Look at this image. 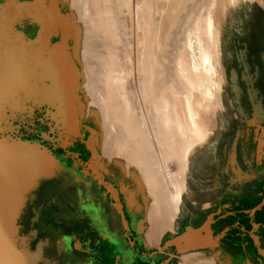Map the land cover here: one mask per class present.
I'll list each match as a JSON object with an SVG mask.
<instances>
[{
	"label": "flooded vegetation",
	"instance_id": "obj_1",
	"mask_svg": "<svg viewBox=\"0 0 264 264\" xmlns=\"http://www.w3.org/2000/svg\"><path fill=\"white\" fill-rule=\"evenodd\" d=\"M57 4L62 5L60 0ZM229 11L219 36L223 84L220 107L214 113L215 135L207 150L193 155L195 177L203 183L197 202L181 208L166 233H176L185 221L197 222L219 207L211 227L214 232L227 229L218 245L204 249L205 253L216 264H239L246 259L264 264V255L249 233L256 222L253 232L264 248V201L252 214L246 210L264 194V0H250ZM34 27L23 20L25 32ZM33 112V126L46 128L37 118L41 112ZM87 135L81 130L70 144L52 149L61 167L30 191L19 218L20 231L34 229L31 244L44 241L46 258L40 264H156L166 252L147 255L154 248H145L143 236L135 233L145 203L136 179L113 159L103 157L98 144H93L96 160L82 141ZM72 150L75 155L68 153ZM204 194L205 205L201 204ZM176 259L172 255L165 264H176Z\"/></svg>",
	"mask_w": 264,
	"mask_h": 264
},
{
	"label": "bare ground",
	"instance_id": "obj_2",
	"mask_svg": "<svg viewBox=\"0 0 264 264\" xmlns=\"http://www.w3.org/2000/svg\"><path fill=\"white\" fill-rule=\"evenodd\" d=\"M75 1L76 0H71L69 4L74 2V7H77L76 10L78 9V13L75 15L77 21L81 22L84 21L85 18L89 19L91 23L89 34L93 30H97L98 27L101 29L100 15L101 10L103 9L104 11L108 12L109 16L112 19V23L114 24L113 7L109 6L108 8H106L107 4L105 2L111 0H77V2ZM100 1H103V3ZM247 1L250 0L155 1L154 9L152 12V19L154 21V30L152 31V33H155L154 36L158 40H154V38H152L151 43L152 49L154 50V46L156 45L155 50H158L160 40V46L163 50H161V52L157 51V53L159 52L158 54L156 53L157 56H155V54L153 55V52H151L152 54L150 56H153V58H149V60H147L146 62V70L148 73V78L146 80L147 84H142V86L140 87L141 91H137L138 93L142 94V97L149 100L150 104L146 103L147 105H150L148 109L153 110L154 112L152 113H155L157 116V127H154L157 128L156 133L153 134L154 131L153 133H150L152 135V139L153 137H155V142H150V140L147 139L149 134L146 139L141 134V130L143 127L140 130L136 124L137 121L133 120V117H130L131 115L129 108L127 107V102H123L121 98H113L111 94L113 82L115 83V81L118 82L119 80V71H123L125 77H129V73H133L136 77L138 76L144 78L146 70L140 64L139 57L141 56L136 58L134 56L135 60H133L132 57L131 60L135 62L131 63L129 57L126 55L124 57L123 62L117 64L120 70L116 71L113 67V60L115 56L113 52L114 48H112V44L110 45L109 43H107L111 42L107 39L108 41L105 40V42L107 41L106 43L109 44L108 47H105L104 45L103 48H105V51L99 50L100 53L102 52L101 54L105 55L104 57L107 61V67L104 66L103 70L99 69V71H97L100 66H96L97 70L93 69L92 71V68L95 65L94 63L93 65L86 64L88 65L87 70L84 68L85 63L82 64L84 72L86 71L87 73H89V71L91 70L90 72L96 73L95 77H87L88 87H91L90 91L97 93L96 95H94V97L97 98V95L99 94L100 96L102 95L105 99L104 108L102 109L100 107L101 113L99 114V117L101 118L100 120L103 123V132L105 135V138H103V140H99L100 143H103V156L108 157L111 155H115L118 159H120L121 155L125 153L128 154L127 156H125L127 162L126 167L129 163L130 156L133 157V159L136 158V161H138L139 163L138 165L140 167V174L138 175L137 173V175L141 181L143 180L147 188H144L145 190L140 189L143 194V199L145 203L143 205V216L139 221L138 226L140 230L139 232L143 236L146 245L153 244L155 246H158V242L159 240H161V234L163 230L165 228H173L172 222L176 216L175 214L179 212L181 208L186 207L189 202L191 204L196 203V198H192V192H194L197 196L198 190L200 191L202 185H199L198 183L200 179L195 177L196 160L194 156L199 151H201V149H204L202 151H205L210 146L211 138L213 135H215L213 132L215 119L212 114L215 113L217 106H219V95L222 96L223 80L219 62L220 31L221 28H223L222 25L224 24V19L227 13L230 12L229 10ZM61 3L63 5V2ZM98 3H102V7L104 8L101 9L100 6L98 8ZM134 3H136L135 0ZM129 4V0H121V5L126 12H128L129 10ZM133 6L135 7V5ZM135 15L142 17V14L137 7ZM120 19H122V17ZM182 21L184 22L183 26L180 24L183 27L182 31H179L180 28H178L177 31V26L180 27V25L178 24ZM155 23L157 24L155 25ZM81 29L84 30V28ZM177 32H182V36H179L181 34ZM177 34H179V37L177 36ZM100 35L98 34V37ZM141 36L139 35V37ZM190 36L194 37L191 39L192 42L194 39V46H196L194 48H197V54L193 52L195 50L193 48L191 50H193L192 53L194 54L190 53L191 50L189 51L191 43ZM82 39L87 40L85 34H76L75 45L79 46L78 50H86L85 52H87V50H96V48H94L95 44L92 45L93 43L90 44L91 47L86 45V48L84 49L82 45ZM101 39L103 38L101 37ZM141 39L142 37L139 40L140 43ZM132 40L135 41L134 39ZM99 43L100 42L96 44L97 48L99 46ZM137 43L134 45H137ZM167 45H170L171 49H167ZM139 46L142 48V45ZM118 50L117 52H120ZM83 51H80L78 53H80V55H84ZM134 53L132 55H134ZM189 53L193 57L196 55V59H191V55L189 56ZM88 60H90L91 62V56ZM157 61L160 65L159 68L156 67ZM85 62H87V60ZM90 62L88 61V63ZM155 75H157L156 78ZM135 76L134 78L136 79ZM87 78L85 79L87 80ZM121 81H119V83H121ZM150 85L153 86V91L156 94V98H152L150 96ZM119 87L121 88V86ZM128 88L130 89V86ZM141 98L137 99H139V101H142ZM100 101L103 102L104 100ZM135 103H137L138 105V102ZM147 105L145 106L146 108ZM136 108L139 109L140 106L139 108ZM137 109L136 111H138ZM141 111L138 112L142 114ZM147 112L151 113L149 110ZM155 114L153 115L155 116ZM146 115L148 114L146 113ZM138 117L139 115L137 116V118ZM138 119H140V117ZM148 120H152V118ZM150 122L148 125H150ZM155 122V120L154 122L152 120L151 125ZM142 123H144L143 120ZM149 128L151 127H148V129ZM147 132L148 131H146V134ZM121 133H123L125 136ZM117 134L124 136L123 139H125L126 142L130 141V143H132L133 149L131 150V152H129L130 150L128 149L127 143H121L118 146L113 145V141L115 140V138L117 139ZM149 139H151L150 136ZM195 151L197 153H195ZM68 153L75 155L76 151L72 150ZM111 158L114 159L112 156ZM169 160H173L176 163V167L174 170L169 169L167 164ZM127 169L129 171V165ZM161 176L164 177L163 182L160 179ZM170 182L175 183L173 190H169L168 184ZM161 185L163 186L164 191H162L160 187ZM148 199H151L150 204H148L147 202ZM201 199L203 200L202 203L205 205L207 199L206 195H202ZM201 251L202 250L200 249H192L176 253V264H216L212 256L207 255L205 253L204 255H199Z\"/></svg>",
	"mask_w": 264,
	"mask_h": 264
},
{
	"label": "water",
	"instance_id": "obj_3",
	"mask_svg": "<svg viewBox=\"0 0 264 264\" xmlns=\"http://www.w3.org/2000/svg\"><path fill=\"white\" fill-rule=\"evenodd\" d=\"M73 18L66 2L59 6L57 0L46 4L44 0L0 2V264L45 260L44 241L31 244L34 229L21 232L19 218L38 181L55 175L61 167L52 149L65 147L86 130L88 135L82 141L96 155L93 144H98L100 133L94 115L83 118L86 98L79 91ZM24 19L35 24L33 30H23ZM34 110L41 112L37 118L46 128L33 126ZM32 132L35 135L28 136ZM263 201L264 194L246 210L252 214ZM218 211L219 207L208 210L197 222L185 221L176 233L164 234L158 246L144 242V247L154 248L147 255L164 251L166 256L156 264H165L178 252L214 248L227 229L224 226L214 232L211 227L212 215ZM141 218L135 233L141 234ZM256 225L252 222L249 233L264 255L253 232ZM239 264L251 262L246 259Z\"/></svg>",
	"mask_w": 264,
	"mask_h": 264
},
{
	"label": "rangeland",
	"instance_id": "obj_4",
	"mask_svg": "<svg viewBox=\"0 0 264 264\" xmlns=\"http://www.w3.org/2000/svg\"><path fill=\"white\" fill-rule=\"evenodd\" d=\"M155 1L156 0H135V2L136 3H134V0H129V10H128V12H126L124 9H123V7H122V5H121V0H111V1H105L106 2V8H108L109 6H112L113 7V12H114V24L112 23V19H111V17L109 16V14H108V12L107 11H104V9L103 10H101V15H100V24H101V29H102V31H101V29L98 27L97 28V30H91L92 32H90V34H89V31H90V25H91V23H90V21H89V19H87V18H85V20L84 21H81V22H79V21H77L76 20V18H75V15L78 13V9L76 10V8L77 7H74L75 5H74V2L73 3H71V4H69L70 2H71V0H61V2H63V3H65L66 2V8L68 9V10H70L71 12H72V14H73V20H74V23H75V25H76V33L78 34V35H80V34H85L86 35V39L87 40H84V39H82V45H83V48L85 49L86 48V45L87 46H89V47H91V45L90 44H92V45H94L95 44V47L94 48H96V50H87V52H85V51H83V50H78V48H79V46L78 45H75V60H76V62L78 63V65H79V70H80V75H81V77H80V81H79V91H81L83 94H84V96H85V98H86V100H85V109H84V114H83V118H86V116L88 117V116H95V118L97 119V124H98V129H99V133H100V136H99V140H103V138H105V135H104V132H103V123H102V121L100 120L101 118L99 117V114L101 113V108L103 109L104 108V103H105V99L103 98V96L101 95H97V98L96 97H94V95H96L97 93H94V92H92V91H90V89H91V87H88V78H90V77H95L96 76V73H92V72H90L89 71V73H87L86 71L84 72V70H83V68H82V64H84V68L87 70L88 69V65H93V63L95 64L94 66H95V68H94V66H93V68H92V71H93V69H96L97 70V67H99L98 68V70L97 71H99V69L101 70H103V68H104V66H106L107 67V61H106V59H105V55L104 54H101L100 53V51L99 50H104L105 48H103L104 47V45H105V47H108V45L110 44H112L111 46H112V48H114L113 50V52H114V62H113V67L115 68V70L116 71H119L120 69H119V66L117 65V64H120V63H122L123 62V60H124V57L127 55L128 57H129V60H130V62L132 63H134L135 61H133V60H135V58L136 57H139V56H141V57H139L140 58V64L143 66V68H145V70H146V62H147V60H149V58H153V56L151 57L150 55L152 54L151 52H153V55L155 54V56H157V54L159 53V52H161V50H163L162 48H161V46H160V40H159V47H158V50H155L156 49V45L154 46V44H153V46L155 47L154 48V50L152 49V38H154V40H156L157 38L154 36L155 35V33L153 34L152 33V31L154 30V21H153V19H152V16H153V9H154V5H155ZM75 2H77V0L75 1ZM100 2H102L103 3V1H100ZM133 2V3H132ZM147 2V3H146ZM67 3H68V6H67ZM102 3H98V8H99V6L101 7V9L102 8H104V7H102L103 5H102ZM142 3V4H141ZM69 5H71V6H69ZM133 5H135V7L133 6ZM140 5V6H139ZM139 6V7H138ZM153 6V7H152ZM136 7L138 8V10L141 12V14H142V17H139L138 15H135V12H136ZM151 7H152V9H151ZM75 8V9H74ZM131 9V10H130ZM135 9V10H134ZM134 10V11H133ZM126 13H125V12ZM130 11V12H129ZM133 12V13H132ZM129 13H131V14H129ZM127 14V15H126ZM137 14V13H136ZM127 16V18H126V16ZM120 16V17H119ZM139 17V19H138V17ZM122 17V19H120ZM137 17V18H136ZM128 19V20H127ZM138 20H140V21H138ZM122 21V22H121ZM136 21V22H135ZM84 22H85V25H84ZM140 22V23H139ZM155 22H156V20H155ZM139 23V24H138ZM82 24V25H81ZM157 23H155V25H156ZM184 25V22L182 21L181 23H179L178 25ZM140 25V26H139ZM180 25V27H178L177 26V31H178V28H180L179 29V31H182V26ZM113 26H115V27H113ZM138 27V28H134V27ZM117 27V28H116ZM81 28H84V30H82ZM86 28V29H85ZM138 29V30H137ZM139 29H141V30H139ZM101 32H100V31ZM134 32H133V31ZM175 30V29H174ZM86 31V32H85ZM99 31V32H98ZM135 31H137V32H135ZM139 31V32H138ZM97 32H98V34L100 35V33H101V37L103 38V39H101V37L99 36L98 37V34H97ZM135 33V34H134ZM177 33H179V32H177ZM182 32H180L179 34H181ZM93 34V35H92ZM179 34H177V36L179 35ZM91 35V36H90ZM131 35V36H130ZM139 35L142 37V39H141V43H140V38L141 37H139ZM153 35V36H152ZM94 36V37H93ZM133 36V37H132ZM179 36H182V34L181 35H179ZM178 36V37H179ZM98 37V38H97ZM106 37V38H105ZM119 37V38H118ZM93 38H94V40H96V41H94L93 40ZM191 38H194L193 36L191 37L190 36V39ZM101 39V40H100ZM110 40L111 42H107L108 40ZM128 39V40H127ZM131 39V40H130ZM132 39H134L135 41H133ZM99 40V41H98ZM105 40H107L106 42L107 43H109V44H107L106 42H105ZM143 40V41H142ZM158 40V39H157ZM131 41V42H130ZM191 41V43L193 44L194 43V39H193V42H192V39L190 40ZM85 42V43H84ZM98 42H100L99 43V46H98V48H97V45L96 44H98ZM101 42H102V44H101ZM138 42V43H137ZM104 43V44H103ZM137 43V45H134V44H136ZM190 43V49H189V51L193 48V49H195L194 51L193 50H191L190 51V53H192V51L195 53V54H197V48H194V47H196V46H194L195 45V43L192 45ZM79 44H80V42H79ZM102 45V46H101ZM128 45V46H127ZM139 45H142V48L139 46ZM191 45H192V47H191ZM130 46H132V47H130ZM133 46H134V48H133ZM118 47H119V50H118ZM138 47V48H137ZM117 48V49H116ZM129 48H131V49H129ZM137 48V49H136ZM171 49L170 48V45H167V49ZM116 49V50H115ZM141 49H142V51H141ZM117 50L118 51H120V52H117ZM128 50V51H127ZM133 50V51H132ZM136 50V51H135ZM140 50V51H139ZM80 51H83V53H84V55L82 54V55H80V53H78V52H80ZM94 52V54H93V52ZM105 51V50H104ZM106 51H108V50H106ZM137 51H139V52H137ZM157 51H159L158 53H157ZM196 51V52H195ZM126 52V53H125ZM135 52V53H134ZM137 52V53H136ZM91 53V54H90ZM134 53V55H132ZM157 53V54H156ZM189 53V56L191 55ZM194 53H192V54H194ZM93 54V55H92ZM131 54V55H130ZM118 57H117V56ZM89 56V57H88ZM90 56H91V62H90V60H88V59H90ZM94 56V57H93ZM134 56H135V58H134ZM196 56V55H195ZM194 56V57H195ZM121 57V58H120ZM133 57V58H132ZM192 55H191V59H196V57L194 58ZM84 58H85V60H84ZM131 58L133 59V60H131ZM80 60V61H79ZM87 60V62H85ZM120 60H122V61H120ZM83 61V62H82ZM88 61L90 62V63H88ZM118 61V62H117ZM196 62H197V60H196ZM86 64H88V65H86ZM99 64V65H98ZM97 66V67H96ZM156 67L157 68H159L160 67V65H159V62L157 61V65H156ZM83 71H82V70ZM118 74H119V80H118V82H116L115 81V83L113 82V85H112V97L113 98H118V99H122L123 100V102H127V107L129 108V111H130V117L133 119V120H135V121H137L136 122V124H137V126H138V128L141 130V128H142V130H141V134L145 137V139L147 138V136H148V134H149V136H150V138L151 139H149V136H148V140H150V142H155L156 141V139H155V137H153V139H152V135L150 134V133H153V131H154V133L153 134H155L156 133V129L157 128H154V127H157V122H158V119H157V116H156V114L155 113H152V112H154L153 110H151V109H148L149 107H150V102H149V100L148 99H145L144 97H142V94H140V93H138L137 91H141V89H140V87L142 86V84H147V78H148V73H147V70H146V73H145V76H144V78L143 77H136L135 76V74H131V73H129V77H125L124 76V72L123 71H119L118 72ZM131 75V76H130ZM134 76L136 77V79L134 78ZM88 77V78H87ZM125 77V78H124ZM157 77V75H155V78ZM85 78H87V80L85 79ZM121 78V79H120ZM128 78H129V80H128ZM87 82H86V81ZM122 80V81H121ZM128 80V81H127ZM141 80V81H140ZM119 81H121V83H119ZM134 81V82H133ZM141 83H140V82ZM119 83V84H118ZM132 83H133V85H132ZM135 83V84H134ZM140 83V84H139ZM84 84V85H83ZM84 87H83V86ZM130 86V89L128 88L129 86ZM131 85H132V87H131ZM136 87H135V86ZM154 85V84H153ZM91 86V85H90ZM119 86H121V88L119 87ZM125 86H128V87H125ZM83 87V88H82ZM138 88V89H137ZM135 89V90H134ZM85 91V92H84ZM89 91H90V93H89ZM135 91V92H134ZM134 92V93H133ZM150 96L152 97V98H156V94H155V92L153 91V86H151L150 85ZM136 93V94H135ZM154 93V94H153ZM124 95V96H123ZM155 95V96H154ZM95 98H93V97ZM134 96H135V98H134ZM138 96H140V97H138ZM99 97V98H98ZM102 97V98H101ZM128 97V98H127ZM143 99H142V98ZM126 98V99H125ZM132 98V99H131ZM137 98H141V100L142 101H139V99H137ZM130 99V100H129ZM145 99V100H144ZM100 100H104L103 102H101ZM100 101V102H99ZM144 101V102H143ZM135 102H138V105H137V103H135ZM97 103V104H96ZM142 105H141V104ZM146 103H149L148 105L146 104ZM92 105V106H91ZM135 105H137V106H135ZM147 105V108L145 107ZM139 106H140V108H139ZM99 107V108H98ZM101 107V108H100ZM136 107H138L139 109H137ZM219 106H217V108H218ZM145 108V109H144ZM216 108V109H217ZM136 109L138 110V111H141V109H142V114L141 113H139L138 111H136ZM151 112V113H149V112H147L148 110ZM98 110H99V113H98ZM103 111V110H102ZM136 112H138V113H136ZM146 113L148 114V115H146ZM143 115V116H141V115ZM152 114V115H151ZM153 114H155V116H156V118H155V116L153 115ZM139 115V117H140V119H138L137 118V116ZM150 115V116H149ZM213 116H214V113L212 114ZM144 117V118H143ZM147 117H148V119H151L152 118V120H153V122H154V120L156 121L155 123H153L152 125H151V122H152V120H148L147 119ZM154 117V118H153ZM137 120H136V119ZM142 118V119H141ZM145 119V120H144ZM141 122H140V121ZM142 120H143V122L144 123H146V124H144V123H142ZM148 123H147V122ZM151 121V122H150ZM102 124H100V123ZM149 122H150V125H148L149 124ZM140 123V124H139ZM140 126H139V125ZM144 124V125H143ZM145 126V127H144ZM148 127H151V128H149L148 129ZM145 128V129H144ZM145 131H144V130ZM151 129V130H150ZM150 130V131H149ZM146 131H148L147 132V134H146ZM120 134V133H119ZM121 134H123V133H121ZM124 135V134H123ZM125 136V135H124ZM124 136H122V135H118L117 134V139L115 138V140L113 141V145L114 146H118L119 144H121V143H127V146H128V149L130 150L129 152H131V150L133 149V147H132V143H130V141H128V142H126V140L125 139H123V137ZM119 138V139H118ZM148 140H146V141H148ZM155 140V141H154ZM100 141L98 142V147H99V149H100V153H101V155L103 156V154H102V149H103V143H100ZM128 154H125V153H123L122 155H121V157H120V159H118L117 158V156H115V155H111L114 159V162L116 163V164H118L120 167H121V169L125 172V173H127V174H129V175H131L132 177H134L135 179H136V181H137V183H138V186H139V188L141 189V190H145L146 188H147V186L144 184V182H143V180L141 181L140 179H139V177H138V175L140 174V170H139V163H138V161H136V158H134L133 159V157H131L130 155V157H129V163H128V165H129V171H128V165H127V167H126V159H125V156H127ZM111 156H108V157H106V156H103V157H105L107 160L108 159H112L111 158ZM115 156V157H114ZM125 160H124V159ZM95 159L96 160H98L99 161V156H96L95 155ZM120 160V161H119ZM134 160V161H133ZM132 162V163H131ZM133 162H134V164H133ZM137 162V163H136ZM168 167H169V169H171V170H174L175 169V165H176V163L173 161V160H169L168 161ZM125 166V167H124ZM131 167V168H130ZM172 167V168H171ZM136 168V169H135ZM127 169V170H126ZM137 173H138V175H137ZM138 179V180H137ZM160 179H161V181L163 182V180H164V177L163 176H161L160 177ZM141 183V184H140ZM173 182H170L168 185H169V190H173L174 189V186H175V183H173ZM199 185H202V181L200 180L199 182ZM144 184V185H143ZM170 184H171V186H170ZM161 187V189H162V191H164V188H163V186L161 185L160 186ZM172 187V188H171ZM145 188V189H144ZM196 196V194L194 193V192H192V198H196L195 197ZM198 197V196H197ZM202 200V199H201ZM147 202H148V204H150L151 203V199H148L147 200ZM196 202H197V200H196ZM201 202H203V200L201 201ZM201 204H203V203H201ZM176 216H177V213L175 214ZM175 216V217H176ZM169 229H171V227L170 228H165L164 230H163V232H162V234H164V233H166ZM161 234V235H162ZM145 248H149V247H145ZM204 253H205V251H201L200 252V254L199 255H204ZM206 254V253H205Z\"/></svg>",
	"mask_w": 264,
	"mask_h": 264
}]
</instances>
